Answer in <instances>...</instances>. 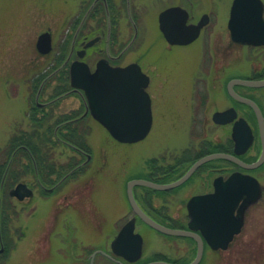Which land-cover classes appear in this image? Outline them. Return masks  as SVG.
Here are the masks:
<instances>
[{
	"label": "rangeland",
	"instance_id": "obj_1",
	"mask_svg": "<svg viewBox=\"0 0 264 264\" xmlns=\"http://www.w3.org/2000/svg\"><path fill=\"white\" fill-rule=\"evenodd\" d=\"M172 1L175 0L166 3L170 5ZM190 1L198 17L211 15L210 27L215 34L208 36L210 30H206L193 44L174 47L163 61L153 62V68L147 67L152 73L148 88L153 110L151 133L139 143L121 144L90 114H85V97L73 92L67 70H61L69 82L65 85L60 71L55 72L65 62L56 66L57 54L65 47L68 15L65 0L52 4L45 0H0V164L17 129L31 131L38 104L46 105L45 113L51 115L46 126L58 124L56 118L70 117L71 126L83 127L90 148L87 152L90 160L82 173L75 174L72 184L60 193L44 196L38 189L37 199L2 202L1 212L10 214L14 241L7 246L6 254L0 256V264H35L37 247L51 241L88 246L90 252L101 244L108 246L134 216L127 199L128 182L150 176L159 179L161 169L177 160L186 161L183 163L186 170L201 154H211V147L229 143V127L216 126L212 114L227 105L224 83L220 81L214 87V80L219 78L218 68L228 63L224 60L227 57L224 31L234 0ZM144 6L145 3L141 4L145 11L142 13H148L150 34L154 36L153 19L163 6L160 4L152 11ZM144 26L147 28L145 23ZM48 29L53 32L54 50L43 56L38 53L36 43ZM41 116L38 112V118ZM54 149L60 163L71 156L85 160L64 145ZM216 164L225 166L223 161ZM211 180L210 176H206V181L194 178L171 194L155 190L149 202L139 203L157 221H168L169 227H174L170 217L183 219L179 225L186 224L187 200L210 191ZM27 182L35 184L32 178ZM137 191L141 194L144 190L138 187ZM244 229L232 249L219 255L208 252L200 264H264V197L249 211ZM137 231L145 240L143 259L185 264L195 257L193 251H185L186 237L162 234L140 221Z\"/></svg>",
	"mask_w": 264,
	"mask_h": 264
},
{
	"label": "flooded vegetation",
	"instance_id": "obj_2",
	"mask_svg": "<svg viewBox=\"0 0 264 264\" xmlns=\"http://www.w3.org/2000/svg\"><path fill=\"white\" fill-rule=\"evenodd\" d=\"M54 1L56 0H45L48 4H52ZM167 1L168 0H65L68 9L66 19L67 31L64 41L65 47L61 53L65 62L60 70L55 72L58 73L64 68V71L67 70L66 75L69 78L71 66L76 61L86 63L92 72H94L97 69L98 64L102 62L103 65L108 64L112 68H125L136 64L141 67L146 75L151 77L152 73L149 72L148 68H153L154 63L157 60L163 61L165 54L169 50L174 47H179L178 45H171L168 38L162 32L159 22L161 13L171 7H183L189 13L187 25L190 26L199 24L205 16L203 14V16L201 15L198 17L194 10V4L191 3V1L189 2V0H185L186 3H183L184 0H175L172 1L170 5L166 3ZM138 2L140 6L138 5ZM262 2L264 4V0H262ZM144 3V7L147 11L157 9L158 6L160 7V4L163 6L161 9L157 10L153 19L155 28L154 36H152V33L150 34V19H147L146 17L148 13H142L145 12L141 7V4L143 5ZM207 16V23L201 29L197 40L204 35L206 30H210L208 36L212 37L215 34V31L213 32L210 27L212 24L211 15L207 14ZM144 23L147 28L144 26ZM229 23L230 12L224 31L226 40L225 56H227L224 60H226V62L228 61V63L218 68L216 72H218L217 76H219V78L216 77L214 80V87H216V84L220 83V81H222L221 83H224L223 88L226 93L227 105L224 109L215 111L212 114V118L217 112L234 111L235 117L230 123L226 125H217L214 123L216 126H226L230 129L229 143L221 145L222 148L218 152L233 156L245 165H254L258 162L263 153L260 123L261 121L264 123V45L254 46L235 42L229 29ZM45 33H49L51 36L52 50H50L49 53L43 54L39 51L36 43L38 53L43 56L50 55L54 50L52 30L48 29ZM45 48L44 42L42 44V49L44 50ZM216 60L221 61V58L217 57ZM144 62H147L148 64ZM237 81H246L260 85H242L239 83H233ZM231 84H233V92L237 96L254 104L259 112L253 105L242 102L230 94L229 89ZM73 92L83 94L82 91L73 90ZM37 106V110H35L37 112L34 113L33 118L36 119L37 122L47 121L51 115L45 113L44 108L46 105L38 104ZM38 112L42 113V116L39 118ZM85 114H90L87 106ZM63 118H56V122L58 121V123H60L54 128L52 134L49 129L47 134L39 132L25 134V136L28 138L32 136L35 139L43 138L49 140L53 139L54 141L58 140L60 141V145H64L70 150H74L79 155L83 156L85 160L78 159V156L77 158L71 156L68 159L65 158L66 160L64 163H60L55 156V149H35L32 151L23 145L13 151H4L5 158L2 161L3 163L0 164V190H3L2 196L0 197V205L5 199L8 201L15 199L17 202L24 203L25 201L33 200L36 197L38 198V193L36 192L38 189L43 191L44 196L58 194L62 189L67 188L72 184V178L77 172L82 173L81 170L85 168L90 157L87 152L81 151L66 142L74 137V135L68 130L73 121L70 117ZM236 123L248 124L254 137L252 145H250V147L242 154H236V143L232 138L233 128ZM62 127H65V131L62 130ZM207 155L208 153L201 154L193 164ZM218 161L225 162V166L222 167L217 165L216 162ZM185 162V160H177L174 164H169L161 169V173L158 175L162 176L159 179L150 176L147 180L159 184H171L179 180L193 165L191 164L188 169L184 170L183 163ZM234 173L254 177L262 187V197L257 203L250 205L244 213V227L239 234L241 235L245 230L244 228L246 226L249 211L256 205L260 204L264 197V163L257 168L247 169L229 160L210 161L201 166L185 184L166 192L170 194L174 193L181 190V188L186 186L194 178H198L200 181H206V176H210L212 178L211 190L191 196L186 202L187 205L188 201L194 196L215 193L217 179L222 178L226 181ZM28 178H32L35 184H29V182H27ZM20 187L30 189L31 193L26 195V190L24 189L17 191ZM137 190L138 188L134 191L136 199L139 202L144 201L146 203L150 200V194L156 192L152 189L145 188L140 194ZM171 196H173V194ZM66 198L67 197H65V199ZM148 214L150 213L148 212ZM160 216L162 215L160 214ZM169 219L174 223H171L174 227L170 228L188 229V212L186 224H183L184 222L181 223V225L178 224L179 221L183 220L182 218V220L174 217H170ZM10 221V214L6 212L2 213L0 206V256L6 254L7 246L14 241L10 232ZM164 222L165 223H159L169 227L166 224L169 222ZM175 222H177V224H175ZM197 234L203 241L204 256L208 252L219 255V253L221 254L229 251L232 249L237 237H239V235L234 236L226 249H214L207 244L201 233L197 232ZM23 235L21 237H23ZM115 237L116 235L114 238ZM187 240L185 251L189 253L193 251L196 256L199 248L198 242L191 238H188ZM112 242L108 246L101 244L90 252L88 246L53 244L51 241L50 244L39 245L37 247V250L35 251V264H105V261L108 264H148L152 262L143 258L136 263L126 262L113 253ZM157 261L164 260L160 259Z\"/></svg>",
	"mask_w": 264,
	"mask_h": 264
},
{
	"label": "water",
	"instance_id": "obj_3",
	"mask_svg": "<svg viewBox=\"0 0 264 264\" xmlns=\"http://www.w3.org/2000/svg\"><path fill=\"white\" fill-rule=\"evenodd\" d=\"M264 4L262 0H234L229 29L235 42L260 46L264 45ZM189 13L182 7H172L164 11L159 18L160 28L171 45H189L200 35L206 25L205 16L197 25H187ZM45 42V49L42 44ZM37 47L43 54L51 50L49 33L39 37ZM71 86L84 92L88 110L111 137L121 144H135L143 141L149 135L153 126L152 100L147 91L150 78L139 65L133 64L125 68H112L101 62L95 72H91L84 62H74L70 70ZM242 85H260L246 81H237ZM230 86V94L238 100L256 106L250 101L237 96ZM257 109V108H256ZM258 111V109H257ZM259 112V111H258ZM234 111L217 112L213 121L226 125L233 121ZM260 135L263 153L254 165H245L233 156L216 153L201 158L195 162L189 171L179 180L171 184H158L144 179H135L127 185V197L135 216L119 231L112 242L113 253L129 263H135L142 258L144 238L136 232V224L140 219L150 228L166 235L188 237L198 242L196 259L190 264H199L203 257V241L197 234L201 233L204 240L214 249H226L234 236L241 232L244 225V211L261 196L259 182L248 175L233 174L227 181L218 178L216 191L193 197L187 204L189 216L188 230L168 228L150 217L138 204L134 189L147 187L158 191H168L183 185L204 164L212 160L225 159L236 162L247 169H254L264 162V123H260ZM232 137L236 143V154H242L249 148L253 135L248 124L236 123ZM26 190V187L17 191ZM149 264H172L156 261Z\"/></svg>",
	"mask_w": 264,
	"mask_h": 264
},
{
	"label": "trees",
	"instance_id": "obj_4",
	"mask_svg": "<svg viewBox=\"0 0 264 264\" xmlns=\"http://www.w3.org/2000/svg\"><path fill=\"white\" fill-rule=\"evenodd\" d=\"M63 52V51H62ZM59 52L58 58H57V64L56 66H60V64L63 61V58L61 56V53ZM55 70V69H54ZM59 74L61 75L63 84H68L69 82L67 80L64 79V72L60 71ZM68 86V85H67ZM37 106V105H36ZM46 122L47 121H41V122H37L36 120L32 121V126H31V131H24L23 129H17V131L15 132V134H13L10 138V140L8 141L6 147H5V151H13L17 148H19L20 146H25L26 148L30 149V150H35V149H41V150H51L54 149L56 146L60 145V141L56 140L54 141L49 140V139H35L32 136H30L29 138L25 136V134H31V132L33 133H44L47 134L49 129H50V133L52 134L54 131V128L56 125H58L57 123L53 124V125H47L46 126ZM62 130L65 131V127H62ZM69 132H71L74 137L71 140H67L66 142L71 144L73 147H76L78 149H80L81 151H85L88 152L90 150L89 145H88V139L87 136H85L84 134V129L83 127L78 126L77 124H74L73 126L69 127ZM77 136V137H75ZM221 145L220 146H215V147H211L209 149V152H218L221 149ZM49 156V155H48ZM78 173V172H77ZM76 173V174H77ZM2 191L0 190V197L2 196Z\"/></svg>",
	"mask_w": 264,
	"mask_h": 264
}]
</instances>
